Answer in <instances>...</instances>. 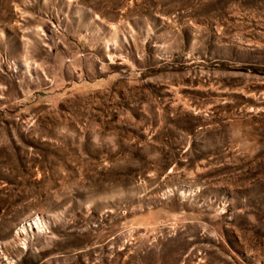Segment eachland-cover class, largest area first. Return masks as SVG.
I'll list each match as a JSON object with an SVG mask.
<instances>
[{"label":"rangeland","instance_id":"obj_1","mask_svg":"<svg viewBox=\"0 0 264 264\" xmlns=\"http://www.w3.org/2000/svg\"><path fill=\"white\" fill-rule=\"evenodd\" d=\"M0 264H264V0H0Z\"/></svg>","mask_w":264,"mask_h":264},{"label":"bare ground","instance_id":"obj_2","mask_svg":"<svg viewBox=\"0 0 264 264\" xmlns=\"http://www.w3.org/2000/svg\"><path fill=\"white\" fill-rule=\"evenodd\" d=\"M39 218H37L36 220H35V223H38L39 222ZM34 223V222H33ZM25 227H26V225L25 226H23V228H22V231H24L25 230Z\"/></svg>","mask_w":264,"mask_h":264}]
</instances>
